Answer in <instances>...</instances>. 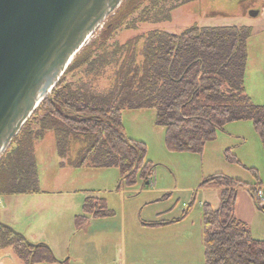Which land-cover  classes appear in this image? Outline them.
<instances>
[{"label":"trees","instance_id":"obj_1","mask_svg":"<svg viewBox=\"0 0 264 264\" xmlns=\"http://www.w3.org/2000/svg\"><path fill=\"white\" fill-rule=\"evenodd\" d=\"M142 4L143 0L121 3L13 138L0 157V196L41 192L34 145L46 131L53 132L57 154L67 164L116 167L127 185L136 183L138 173L147 184L152 163L145 160L146 144L125 134L126 109H154L155 123L165 129L171 151L200 153L205 141L214 139L227 123L243 120L252 122L264 151V105L256 104L245 87L250 29L195 25L180 34L152 29L113 45L119 30L131 29L129 19ZM114 59L110 90L105 95L85 90L84 81L98 79ZM76 71L75 80L68 81ZM76 140L84 145L70 159ZM226 159L240 165L228 150ZM212 184L220 189L219 206L203 205L204 264H264V239L253 236L248 225L233 215L235 189L250 186L254 194V185L222 173L201 186ZM82 210L76 216L77 227L90 216L112 215L95 196L86 197ZM7 247L27 264L57 261L47 245L27 244L22 235L0 224V251Z\"/></svg>","mask_w":264,"mask_h":264},{"label":"rangeland","instance_id":"obj_2","mask_svg":"<svg viewBox=\"0 0 264 264\" xmlns=\"http://www.w3.org/2000/svg\"><path fill=\"white\" fill-rule=\"evenodd\" d=\"M251 10H258V15L250 16ZM129 21L131 29L119 30L113 45L152 29L180 34L195 25L247 27L251 35L245 80L264 99V0H143ZM116 66L114 59L101 69L98 79L84 81L85 90L105 95L113 79L110 72ZM77 73L68 75V81H74ZM155 120L154 109L122 112L126 136L146 144L145 160L152 163L147 184L138 173L131 186L122 181L116 167L62 163L53 132L46 131L34 145L40 189L58 193L52 197L0 196V224L24 237V227H43V234L51 237L55 256L68 257L70 264H204L203 205L217 208L219 190L213 184L201 183L222 173L250 185L263 184L261 140L252 122L243 120L227 123L214 139L205 141L200 153L171 151L165 143V129ZM83 145L81 140L72 142L70 159L76 158ZM226 150L236 156L240 165L226 159ZM38 196L37 202L33 201ZM87 196L103 198L112 215L90 216L77 227L76 216L83 214ZM45 197L49 199L43 200ZM3 216L11 217L14 223ZM162 220L171 223L157 228L146 225ZM249 229L264 239L262 226ZM11 252L14 249L7 247L0 254Z\"/></svg>","mask_w":264,"mask_h":264},{"label":"water","instance_id":"obj_3","mask_svg":"<svg viewBox=\"0 0 264 264\" xmlns=\"http://www.w3.org/2000/svg\"><path fill=\"white\" fill-rule=\"evenodd\" d=\"M123 1L0 0V157Z\"/></svg>","mask_w":264,"mask_h":264},{"label":"crops","instance_id":"obj_4","mask_svg":"<svg viewBox=\"0 0 264 264\" xmlns=\"http://www.w3.org/2000/svg\"><path fill=\"white\" fill-rule=\"evenodd\" d=\"M246 82V80H245ZM249 84V83H248ZM247 82L245 83L246 92L247 94L258 103L264 102V99L256 93L255 90H253L250 85H248ZM259 98V99H257ZM62 163H66L65 159H62ZM37 164V161H36ZM71 166V165H70ZM252 187H238L235 189V199H234V205H233V215L234 217L239 220L240 222H243L248 225L250 228L251 226H262L264 228V212L259 209V206L264 209V183L260 186H254V194H252L249 190ZM261 189L263 192L262 197L259 199H256L255 194L257 192V189ZM220 191V189L218 188ZM58 192H48L41 189L40 193H37L38 195H49V197H52L50 195H57ZM35 194V195H37ZM23 195H29V194H23ZM44 197V196H43ZM49 197L43 198V200H48ZM88 197V196H87ZM38 198H34L33 201L37 202ZM86 199V197H85ZM84 199V200H85ZM103 200V203L106 205V202L103 198H98ZM257 200V202H256ZM41 200H39L40 203ZM38 203V204H39ZM84 203V202H83ZM107 206V205H106ZM7 221L14 223L12 221L11 217L9 216H3ZM26 217V216H25ZM29 218V217H27ZM165 221V220H162ZM10 225V224H9ZM156 228L159 226H155ZM14 228V227H13ZM154 228V227H153ZM14 230V229H13ZM16 232V231H14ZM21 232L25 235V237L22 235V237L28 241V244H45L47 245L53 255L55 256V251L53 250V243H50L51 237H47V235L43 234V227L39 226H26L24 229H21ZM18 233V232H16ZM252 233V231H251ZM20 234V233H19ZM21 235V234H20ZM253 236H255L252 233ZM257 237V235L255 236ZM260 238V237H257ZM263 239V238H262ZM12 248V247H11ZM56 262L50 263V264H70L69 258L67 257H56ZM66 258V259H65ZM0 264H27L24 261H22L16 253H10V254H0ZM37 264H48V263H37Z\"/></svg>","mask_w":264,"mask_h":264},{"label":"built area","instance_id":"obj_5","mask_svg":"<svg viewBox=\"0 0 264 264\" xmlns=\"http://www.w3.org/2000/svg\"><path fill=\"white\" fill-rule=\"evenodd\" d=\"M262 195H263V192H262V190L259 188V189H257V192H256V197L257 198H261L262 197Z\"/></svg>","mask_w":264,"mask_h":264}]
</instances>
